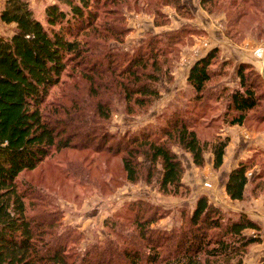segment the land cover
<instances>
[{
    "label": "trees",
    "instance_id": "1",
    "mask_svg": "<svg viewBox=\"0 0 264 264\" xmlns=\"http://www.w3.org/2000/svg\"><path fill=\"white\" fill-rule=\"evenodd\" d=\"M57 1L68 11L58 4L47 6L46 26L33 16L25 0H4L0 12L3 24L15 26L11 37H0V264H243L251 247L260 243L259 236L249 234L259 233V225L245 213L225 214L206 196L197 199L192 212L182 208V226L170 231L154 228L170 210L145 200L131 201L128 211L137 232L122 236L119 224L110 220L109 225L108 217L103 226H108L112 237L117 235L121 245L106 233L107 240L83 254L75 253L77 245L67 230H55L56 213L29 215L28 193L19 188V178L52 153L89 151L96 159L100 155L119 158L127 182L154 183L164 195H177L187 188L182 180L185 166L172 146L192 156L197 167L204 165L206 153L213 155L215 169L223 164L227 140L218 139L209 146L199 140L194 127L198 117L210 110V102L224 101L223 115L230 117L231 125L242 126L249 116L253 124L264 123L261 74L240 64L235 68L239 89L209 85L229 66L222 62L215 68L218 52L212 49L189 69L187 82L194 95L188 115H195L194 119L176 111L161 129L124 136L109 133L105 123L114 110L112 98H121L128 112L134 106L150 105L159 97L167 57L183 31L192 28L185 24L176 33L163 36L149 32L132 54H126L106 44L123 39L126 28L120 6L124 0ZM164 1L193 13L183 0ZM260 1L225 0L229 30L250 8L257 11L263 6ZM101 15L114 19L101 21ZM75 77L82 78L85 97L75 83L71 97H63L68 102L51 101L52 92ZM248 170V163L241 162L229 173L225 189L231 200L246 199ZM86 174L77 173L85 179Z\"/></svg>",
    "mask_w": 264,
    "mask_h": 264
},
{
    "label": "rangeland",
    "instance_id": "2",
    "mask_svg": "<svg viewBox=\"0 0 264 264\" xmlns=\"http://www.w3.org/2000/svg\"><path fill=\"white\" fill-rule=\"evenodd\" d=\"M25 1L32 10L33 16L44 26H46L44 13L47 6L58 4L61 9L68 11V8L59 4L57 0ZM183 1H191L193 7L199 11L196 13L193 10V13H188L185 9L180 10L173 6L174 3H166L164 0H124L123 5L120 6L126 31L121 42L109 40L106 44L111 48L116 47L115 49L121 53L132 54V51L141 44L142 39L149 32L156 36H163L176 33L185 24L192 29L183 31L182 39L177 46H173L174 50L167 57L166 65L162 67V81L158 86L159 97L150 105L144 108L134 106L133 110L128 112L127 105L121 98V100L112 98L114 110L110 120L105 123L109 133L124 136L143 130L161 129L170 119H173L176 111L183 112L180 114L181 117L194 119L195 115L194 117L188 115V111H191V98L194 95L187 82L189 69L195 61L212 49L218 52V64L215 68L219 67L222 62L229 63V66L223 68L220 72L221 76L215 81L212 80L209 85L224 87L229 89L228 91L239 89L235 68L240 64L254 67L264 79L262 75L264 70L262 66L264 65V15L260 14L264 11V0L260 1L263 6H260L257 11L256 8H250L249 14L238 19L230 30L227 26L226 7L223 8L225 0H215L211 4L203 3L204 0ZM3 7L4 0H0V12ZM102 18L114 19V16L101 15V21ZM14 28L13 24L5 25L0 21V37H11ZM95 39L104 42L101 37L96 36ZM80 40L84 42L86 37L82 35ZM75 83L80 85L81 97H85V91L82 89L83 80L75 77L67 81V86L55 89L50 96L51 101L62 99L68 102L63 97H71ZM260 90L263 91L262 88ZM101 93L104 92L101 91ZM208 107L209 111L207 109L203 115L197 116L198 120L194 127H196L199 140L208 143L209 146L221 139L220 141L227 140L226 148H232L234 146L230 147V144L236 137L249 140L252 139L255 129L259 128L264 131V123L253 124L255 122H251V116L242 126L231 125L230 117L223 115L224 101L221 99H214ZM171 150L177 153L185 166L182 180L187 188L180 189L177 195H164L154 187V183L147 185L143 181L134 184L127 182L119 158L100 155L96 159L89 151L74 150L52 153L36 169L23 173L19 178V188L27 190L30 216L41 213L57 214L58 221L55 230H67L66 232L75 241L74 245H77L75 252L77 254H83L94 248L93 245L96 243L107 240L106 233L112 237L107 229L108 226H103V221L108 217L109 225L110 220L119 224L118 228L122 231V236L133 230L137 232L135 225L132 224V214L128 211V203L138 199L170 210V213L158 221L154 227L161 231L180 228L184 220L179 211L185 208L188 213L192 212L200 196H206L225 214L228 212L232 215L244 213L242 210L246 209L248 204L250 208L253 204L255 208L260 206L253 211L264 212V150H252L248 155L245 151L243 156H247L235 163L230 170L224 164L215 169L211 153H206L204 165L197 167L188 153L179 150L176 146H172ZM233 152L231 151L232 154ZM255 153L260 156H254L257 155ZM241 162L249 165L250 184L247 187L246 199L233 201L226 193L225 184L222 186L219 183V174L223 170L227 172L229 170L230 173ZM82 171L87 172L86 179L82 178L84 175H77ZM226 181L227 179L225 183ZM210 195L213 197L211 200ZM222 205H227L228 210L223 209ZM259 227L261 232L262 227L260 225ZM260 232L249 231V234L260 237V243L252 246L251 252L261 249L260 246L264 248V239L261 238ZM113 238L121 245L116 234H113ZM245 257H243V264H246Z\"/></svg>",
    "mask_w": 264,
    "mask_h": 264
},
{
    "label": "crops",
    "instance_id": "3",
    "mask_svg": "<svg viewBox=\"0 0 264 264\" xmlns=\"http://www.w3.org/2000/svg\"><path fill=\"white\" fill-rule=\"evenodd\" d=\"M192 10H195L196 13L199 11L196 9V7H193V3L190 1L186 2ZM255 59V58H252ZM257 61V60H256ZM264 66V65H262ZM262 68V67H261ZM262 75H264V70L262 71ZM254 132L256 134H254ZM252 136V135H251ZM236 139V140H235ZM234 141L231 142L230 147L234 146L232 148H226V154L223 159V164L225 167L232 169L235 163H238L240 160L245 158L248 153L252 150H264V131L262 129H255L253 131V137L252 139L247 140V138L241 139L240 137H236ZM231 151H234L233 154ZM245 151L247 152V155L245 157L243 156ZM223 170L220 172L219 176V183L223 186L225 184V180L227 179V175L229 173ZM210 200L213 198L211 195L209 196ZM223 209L228 210L227 205H222ZM260 206L255 208V205H252V208L249 207V204L246 209L243 208L242 211L246 213L252 220H254L258 225L262 227L261 238L264 239V212L258 210L253 211V209H258ZM261 249H256L253 252H249L245 257L246 264H264V248L261 246L259 247Z\"/></svg>",
    "mask_w": 264,
    "mask_h": 264
}]
</instances>
